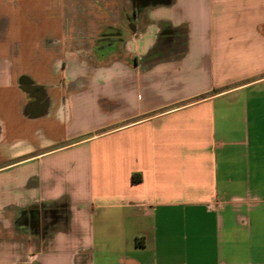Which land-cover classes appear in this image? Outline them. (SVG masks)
Returning a JSON list of instances; mask_svg holds the SVG:
<instances>
[{
  "label": "crops",
  "instance_id": "obj_1",
  "mask_svg": "<svg viewBox=\"0 0 264 264\" xmlns=\"http://www.w3.org/2000/svg\"><path fill=\"white\" fill-rule=\"evenodd\" d=\"M0 264H264V0H0Z\"/></svg>",
  "mask_w": 264,
  "mask_h": 264
},
{
  "label": "trees",
  "instance_id": "obj_2",
  "mask_svg": "<svg viewBox=\"0 0 264 264\" xmlns=\"http://www.w3.org/2000/svg\"><path fill=\"white\" fill-rule=\"evenodd\" d=\"M132 180L133 181H139L140 180V175L138 173H134L132 174Z\"/></svg>",
  "mask_w": 264,
  "mask_h": 264
}]
</instances>
